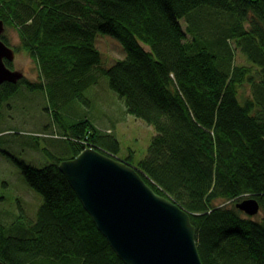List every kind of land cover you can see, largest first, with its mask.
<instances>
[{
  "label": "trees",
  "instance_id": "trees-1",
  "mask_svg": "<svg viewBox=\"0 0 264 264\" xmlns=\"http://www.w3.org/2000/svg\"><path fill=\"white\" fill-rule=\"evenodd\" d=\"M204 7L230 16L217 44L234 38L250 66H233L232 58L220 63L197 45L194 12ZM0 18L17 29L40 73L39 82L1 84L0 103L19 84L44 89L68 136L70 158L93 148L134 167L156 193L189 213L203 264H264V0H0ZM97 32L117 39L125 58L102 67ZM101 74L126 112L155 129L136 165L132 152L120 158L117 137L87 116L60 119L72 99L87 104L82 91ZM244 83L247 93L240 90ZM49 156L42 168L19 163L42 202L33 217L10 213L7 225L0 218V260L124 264L58 169L63 159ZM247 196L257 199L261 217L217 203Z\"/></svg>",
  "mask_w": 264,
  "mask_h": 264
},
{
  "label": "rangeland",
  "instance_id": "rangeland-1",
  "mask_svg": "<svg viewBox=\"0 0 264 264\" xmlns=\"http://www.w3.org/2000/svg\"><path fill=\"white\" fill-rule=\"evenodd\" d=\"M201 9L195 10L194 16L197 18L192 23L193 29L196 28L202 37L199 39L196 34L197 45L217 55L220 63H227L232 58L233 66H250L234 38L227 39L226 45L217 44L218 41L221 43L222 38L219 28L229 23L230 16L215 9ZM180 23L186 29V19H181ZM3 35L16 52L10 67L22 70L27 82H39L38 66L22 48L17 29L7 25ZM203 39L208 40L209 44ZM187 40L191 41V36L187 35ZM94 45L99 51L102 67L107 68L126 56L120 42L108 34L97 32ZM240 90L249 92L248 83H244ZM82 94L87 104L77 98L72 99L62 111L60 119L70 121L87 116L98 129L115 135L121 144L118 156L124 158L132 152L133 164L136 165L146 156L155 129L126 112L123 101L109 88L105 75H99L97 83L86 87ZM53 110L44 89H30L26 84H19L11 97L0 103V209L3 210L0 218L6 225L12 219L10 213L19 214L22 211L33 217L42 202V196L26 183L19 163L42 168L50 162L49 155L61 159L72 155L66 140L68 136L62 134L52 116ZM235 202L217 203L231 206ZM262 215L259 211L253 217Z\"/></svg>",
  "mask_w": 264,
  "mask_h": 264
},
{
  "label": "water",
  "instance_id": "water-1",
  "mask_svg": "<svg viewBox=\"0 0 264 264\" xmlns=\"http://www.w3.org/2000/svg\"><path fill=\"white\" fill-rule=\"evenodd\" d=\"M3 32L0 18V85L17 84L22 73L6 64L14 52L2 40ZM57 166L124 264H203L189 213L156 193L134 167L93 148ZM234 207L248 216L260 210L252 196L237 200Z\"/></svg>",
  "mask_w": 264,
  "mask_h": 264
},
{
  "label": "bare ground",
  "instance_id": "bare-ground-1",
  "mask_svg": "<svg viewBox=\"0 0 264 264\" xmlns=\"http://www.w3.org/2000/svg\"><path fill=\"white\" fill-rule=\"evenodd\" d=\"M3 20V19H2ZM4 21V20H3ZM6 24H5V22H4V31H5V28H6ZM4 33V32H3ZM12 50H13V52H14V58H15V54H16V52H15V49L12 47V46H10V45H8ZM14 58H13V60H14ZM12 60V61H13ZM12 61H7V62H9V63H11ZM13 69H15V68H13ZM15 70H18V71H20L21 73H22V79H24L25 81H28V79L25 77V74H24V72L22 71V70H19V69H15ZM39 77H40V75H39ZM21 79V80H22ZM20 80V81H21Z\"/></svg>",
  "mask_w": 264,
  "mask_h": 264
}]
</instances>
